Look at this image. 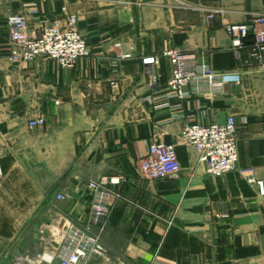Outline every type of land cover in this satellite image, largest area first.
<instances>
[{"label":"crops","instance_id":"1","mask_svg":"<svg viewBox=\"0 0 264 264\" xmlns=\"http://www.w3.org/2000/svg\"><path fill=\"white\" fill-rule=\"evenodd\" d=\"M62 7L76 15L88 54L71 68L43 57L12 60L7 17L24 14L28 35L37 36L42 25L63 21ZM258 16L264 0H0L3 261L58 264L49 258L75 226L105 247L82 264H264V195L240 173L252 168L264 178V50L251 33L235 50L226 30L251 28ZM130 45L158 56L154 84L140 58H117ZM170 47L239 81L214 95H171V64L161 55ZM228 115L238 160L213 177L181 131ZM38 116L44 124L30 127ZM157 140L173 146L180 171L147 180L139 159ZM90 181L114 197L103 224L87 228Z\"/></svg>","mask_w":264,"mask_h":264},{"label":"built area","instance_id":"2","mask_svg":"<svg viewBox=\"0 0 264 264\" xmlns=\"http://www.w3.org/2000/svg\"><path fill=\"white\" fill-rule=\"evenodd\" d=\"M62 11L66 14L63 21L42 25L37 36L28 35L24 14L9 15L7 25L10 58L14 61L31 62L43 57L54 60L60 67L71 68L80 57L87 55L88 44L77 28L76 15L67 13L66 7H62ZM226 30L230 36L231 46L235 50L244 45L250 33L254 48L257 51L264 50L263 16L256 17L251 28L244 23L228 25ZM116 46L119 47L120 44ZM161 55L165 56L171 64V76L167 82V89L176 97L187 98L192 94L214 95L221 92L230 79L239 81L236 76L214 70L194 53H185L170 47L162 51ZM136 57L140 58L141 64L149 72L150 83L154 84L157 76L151 67L158 64V56H143L136 52L134 45H130L126 51L117 54L119 60ZM261 68L264 72V64ZM110 85L117 86L114 81H111ZM43 124L42 116L28 122L30 127ZM181 137L193 148L197 161L203 164L207 174L221 177L236 168L238 150L236 120L233 115H228L221 123L186 124L182 128ZM179 171L180 165L173 146L159 140L152 141L147 153L139 159L140 176L147 180L163 179L176 175ZM240 173L248 183L256 185L259 195H264V178L256 177L252 168H242ZM109 183H115L114 179H110ZM87 187L92 197L87 215V228L100 227L109 212L114 193L102 182L90 181ZM56 198L62 199L63 196L58 194ZM104 253L105 247L97 235L89 234L75 226H66L61 244L50 256L48 262L51 263L55 259L58 264H82L88 257H103Z\"/></svg>","mask_w":264,"mask_h":264},{"label":"rangeland","instance_id":"3","mask_svg":"<svg viewBox=\"0 0 264 264\" xmlns=\"http://www.w3.org/2000/svg\"><path fill=\"white\" fill-rule=\"evenodd\" d=\"M2 247H3V246L0 247V264H7V263L5 262V258H4V261H3V256H4V255H2V253H1V252H2ZM4 254H6V253H4Z\"/></svg>","mask_w":264,"mask_h":264}]
</instances>
